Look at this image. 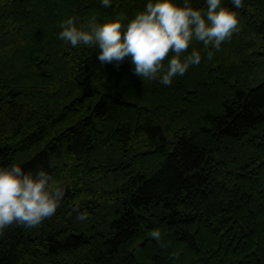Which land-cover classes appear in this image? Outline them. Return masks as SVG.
<instances>
[{
  "label": "trees",
  "instance_id": "1",
  "mask_svg": "<svg viewBox=\"0 0 264 264\" xmlns=\"http://www.w3.org/2000/svg\"><path fill=\"white\" fill-rule=\"evenodd\" d=\"M148 2L0 0V167L66 189L38 228L6 230L0 264H264V0H221L239 31L194 40L201 63L168 86L59 39L70 17L126 27Z\"/></svg>",
  "mask_w": 264,
  "mask_h": 264
},
{
  "label": "clouds",
  "instance_id": "2",
  "mask_svg": "<svg viewBox=\"0 0 264 264\" xmlns=\"http://www.w3.org/2000/svg\"><path fill=\"white\" fill-rule=\"evenodd\" d=\"M102 6L111 7L112 0H101ZM234 8H242L243 0H232ZM206 11L194 8L189 0L180 6L175 0H149L144 11L138 13L125 27L123 13L113 21L98 23L95 15L77 26V17L62 21L59 39L72 47H98V60L117 68L129 59L133 74L142 80H159L171 85L174 77L183 75L190 66L199 65L201 53L195 49L184 55L193 41L202 42L205 50H219L223 42L239 31L238 13L221 6V0H206ZM214 52L207 51V59ZM170 57V58H169ZM167 61V63H165ZM51 167V165H50ZM66 196V189L56 186L53 176L42 167L35 173L25 171L18 164L0 167V237L12 226L38 228L53 217ZM76 219L84 222L87 211H79ZM149 235L161 247L159 229ZM173 259L179 253H173Z\"/></svg>",
  "mask_w": 264,
  "mask_h": 264
}]
</instances>
